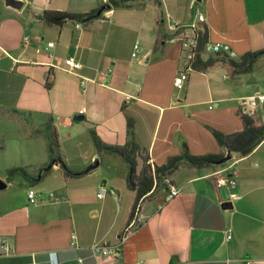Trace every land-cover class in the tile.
<instances>
[{"label":"crops","instance_id":"0c3cea01","mask_svg":"<svg viewBox=\"0 0 264 264\" xmlns=\"http://www.w3.org/2000/svg\"><path fill=\"white\" fill-rule=\"evenodd\" d=\"M135 1L141 5L112 9L88 26L55 27L44 23L45 12L90 14L106 0H0V110L24 122L31 129L24 136L32 142L46 137L38 132L52 119L63 159L74 172L83 173L98 158L91 129L107 145L127 143V117L135 120L136 141L157 166L181 155L184 146L193 156L223 154L209 128L240 132L241 100L264 94V56L252 73L191 71L184 88H176L187 67L180 39L191 31L170 28L172 20L192 27L200 13L210 42L230 46L240 59L264 49V0ZM71 58L82 66L75 74L65 71ZM248 113L264 124V106ZM45 139L44 153L21 148L8 155L0 172L49 163ZM105 158L111 174L93 170L65 178L55 165L41 182L18 176L0 190V239L14 247L0 264H91L88 250L96 243L119 245V254L101 264H264V143L245 158L205 169L181 167L169 177L180 195L164 203L161 189L145 199L144 225L122 245L136 194L127 185V165L109 156L101 162ZM230 177L234 189L218 187ZM49 181L55 185L40 188L31 204L30 190ZM101 187L126 199H99ZM227 203L231 209L223 208Z\"/></svg>","mask_w":264,"mask_h":264},{"label":"trees","instance_id":"16d2710c","mask_svg":"<svg viewBox=\"0 0 264 264\" xmlns=\"http://www.w3.org/2000/svg\"><path fill=\"white\" fill-rule=\"evenodd\" d=\"M106 4H109L112 9H129L141 5L140 2L135 0H106V2L102 3V6ZM98 10L92 11L90 14L47 11L43 15V21L47 26L63 27L67 23H81L87 16L95 14ZM100 19H103V16ZM92 22L85 23L83 26H88ZM195 33L200 49L192 66L195 72L209 73L213 70L221 69L229 77L249 74L253 72L257 61L264 56V49L256 52H248L242 55L240 59L232 58L225 52L204 55L201 53L202 49L210 42L209 27L204 23L197 24ZM50 87L51 85L48 84L47 88ZM0 116H7L8 120L13 122H20L19 118L13 114H9V111L6 110H0ZM237 117L242 125V130L238 133L227 135L216 129L209 128L225 153L193 156L188 148L184 146L181 155L169 158L163 166H157L152 163L148 151L136 141V123L133 118L127 117L128 141L124 146H110L105 144L98 136L96 130L94 128L91 129L90 136L98 156L95 162H98L100 165L104 157H117L128 167L127 185L130 190L135 192L136 197L127 225L134 218L141 202L161 189L168 190V187L165 185V179L181 167L205 169L214 164L226 161L228 156L231 158L233 156L245 158L264 143V124L260 123L255 115L245 113L240 109ZM38 133H45L46 135L47 151L50 157L49 163L41 166L11 168L6 172V181L8 183L12 182L18 176H21L25 180H33L34 183L41 182L52 172L55 165H60L65 178H79L84 175V173L74 172L66 165L61 154L58 132L52 119L48 120ZM24 138L28 139L29 137L24 136Z\"/></svg>","mask_w":264,"mask_h":264},{"label":"built area","instance_id":"2783aa9c","mask_svg":"<svg viewBox=\"0 0 264 264\" xmlns=\"http://www.w3.org/2000/svg\"><path fill=\"white\" fill-rule=\"evenodd\" d=\"M205 23V18L202 14H197V22L192 27H185L180 25L179 22L176 20H172L170 22V28L173 31L178 30H189L191 31V35H183V37L180 39V43L182 46V52H183V58L186 64V70L180 73L177 78L175 79V87L178 89H183L186 82L188 81L189 74L191 71H193L192 66L196 59V57L199 54V46H198V39L197 35L195 33L197 24ZM53 43L49 44V47H53ZM225 52L230 55V57L235 58V53L232 51L230 46L224 45V44H213L209 42L203 49L202 54L204 55H211L216 53H222ZM139 54V47L136 45L134 47V53L133 56L136 57ZM81 64L76 61L74 58L68 59L65 63V71L69 73H77L81 69ZM102 85H106L104 81L100 82ZM259 106H264V94H257L252 97L246 98L241 100L240 102V109L248 113L250 109H255ZM165 185L168 187V190H166V197L165 202L168 203L178 197L180 195V190L172 184L169 177L165 179ZM218 187H228L229 189L235 188V180L234 178L230 177L224 180H220L218 182ZM107 195H111L117 199L118 204L122 203V197L120 194L114 190V189H107L106 187H101L100 192L98 193L97 197L99 199L105 198ZM235 195H231V197H234ZM51 198H54V195H50ZM40 198V195L36 193L34 190H30L29 192V201L31 204H36L38 202V199ZM142 203L137 208L136 214L134 218L129 222V224L125 227L123 230L121 237H120V245L124 244L132 235H134L137 230L144 225V221L141 217V209H142ZM232 235L229 233L226 237L227 241L232 240ZM76 235L72 234L71 236V245L76 246ZM90 256L93 260V263L91 264H101V262L108 261L112 259L113 257H116L119 254V245H111V244H105V243H96L94 244L89 250ZM14 247L7 239H0V257H9L13 254ZM79 264H87L82 259L80 260Z\"/></svg>","mask_w":264,"mask_h":264},{"label":"rangeland","instance_id":"374dc122","mask_svg":"<svg viewBox=\"0 0 264 264\" xmlns=\"http://www.w3.org/2000/svg\"><path fill=\"white\" fill-rule=\"evenodd\" d=\"M24 123V122H22ZM21 122H13L11 120H8L7 116H0V169L4 167V164L7 163V158L8 155L13 156L14 154H17L20 152L21 148H24L26 151L32 149H35L37 153L40 152L44 153V140H46L44 137L41 139V141H35L32 142L29 139H26L27 141H24L25 139H22L23 141H19V137L23 138L24 134L26 132H29L31 129L30 128H25L21 126ZM45 134V133H42ZM45 136V135H44ZM26 142V143H25ZM62 153V152H61ZM72 159H74V163H78L79 161L77 160L76 155L70 156ZM106 158L101 162L99 167L95 169L94 171H99V172H106L111 174V166H110V161H105ZM7 172V171H6ZM5 172H0V179L1 177H5L6 173ZM6 179V177H5ZM17 180L18 177H17ZM6 183H8L6 181ZM11 183V182H10ZM55 185V181H49L41 187V185H34L32 188L36 193L39 191L40 188H49L51 186ZM127 192H130L127 187H126ZM130 194V193H129ZM121 196L123 199H126L125 194ZM94 202H97L94 200ZM114 205H116L115 202H113Z\"/></svg>","mask_w":264,"mask_h":264},{"label":"water","instance_id":"95a60500","mask_svg":"<svg viewBox=\"0 0 264 264\" xmlns=\"http://www.w3.org/2000/svg\"><path fill=\"white\" fill-rule=\"evenodd\" d=\"M12 5L16 8H20L21 7V4H18L16 2H12ZM112 10V7L109 5V4H106L104 6H102L95 14H91L89 16H87L82 22L81 24H85V23H88V22H92V21H96V20H99L105 13L109 12ZM83 118L80 117L78 118L77 120L80 121L82 120ZM231 159L230 156L227 157L226 160H229ZM225 162V161H224ZM99 167V163L98 162H94L92 163L83 173L84 174H87L95 169H97ZM8 187V184L3 181L2 179H0V190H5L7 189ZM231 205L229 203L227 204H224L223 205V208L224 209H231Z\"/></svg>","mask_w":264,"mask_h":264}]
</instances>
